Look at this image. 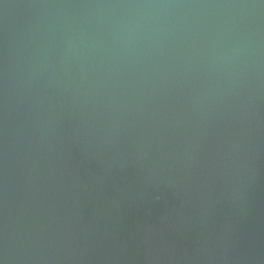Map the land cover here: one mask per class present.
<instances>
[{"label": "water", "instance_id": "1", "mask_svg": "<svg viewBox=\"0 0 264 264\" xmlns=\"http://www.w3.org/2000/svg\"><path fill=\"white\" fill-rule=\"evenodd\" d=\"M0 264H264V0H0Z\"/></svg>", "mask_w": 264, "mask_h": 264}]
</instances>
